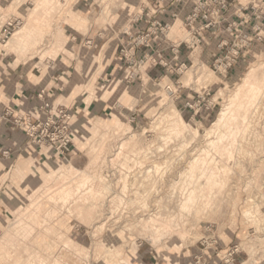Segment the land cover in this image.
Instances as JSON below:
<instances>
[{"label": "rangeland", "instance_id": "374dc122", "mask_svg": "<svg viewBox=\"0 0 264 264\" xmlns=\"http://www.w3.org/2000/svg\"><path fill=\"white\" fill-rule=\"evenodd\" d=\"M154 3L0 0L18 18L13 32L29 27L23 49L11 35L0 52L39 70L78 52L74 74L89 102L112 79L96 75L105 56H120L124 33ZM199 54L192 68L156 81L148 65L121 67L107 115H72L67 160L40 163V182L11 183L0 196L10 218L0 226V264H188V251L212 234L223 244L243 234L241 246H261L253 262L264 261V47L225 77ZM67 88L59 94L69 99L75 85Z\"/></svg>", "mask_w": 264, "mask_h": 264}, {"label": "crops", "instance_id": "0c3cea01", "mask_svg": "<svg viewBox=\"0 0 264 264\" xmlns=\"http://www.w3.org/2000/svg\"><path fill=\"white\" fill-rule=\"evenodd\" d=\"M154 4L155 5L150 8H163L160 19L162 22L171 23L172 30L176 31L178 34L171 35L173 34L171 32V34L169 33L166 35V38L164 36H159L157 39L153 40L149 48L138 49L134 53L135 58H141L143 54L147 53L148 62L145 65L149 66L148 76L156 81L168 77V75H178V66L183 62L193 61L194 56L192 54L190 56V50L186 49L183 44L177 49L176 43H181L186 39V36L183 37V32L186 30L184 26V12L179 14L177 20L172 21L170 17L171 11L162 1L161 3ZM146 17V14H143L142 17L136 20L138 24L135 25L136 28L134 31L146 29L148 26ZM180 27L184 30H178ZM124 34H126V36H123V40L121 41L122 43L120 46L122 47L128 42V33L125 32ZM222 36L221 33H216L212 37H204L199 57L208 64L213 62L214 56L217 54L216 44ZM174 37H177V39H174ZM106 44H104V46ZM172 46H174L173 49ZM108 47L106 48L107 50ZM73 54L75 55L74 59H70V57H65L66 59H63L64 62L70 59L71 63L69 64H74L73 68H71V65L66 64V62L62 63L63 61H61V63L59 62L61 67L39 70L30 63H15V59L12 60L0 52V116L6 110H9L12 112L14 118H19L22 122H24L26 117L31 121L44 117L45 113L41 108L42 101L37 97L40 92H43L44 99L52 104L70 105L73 115H86L90 117L107 115V111L110 110L109 106H111L108 102L113 92L116 90L113 86L116 82H120V80H116L114 83L113 81L115 79L113 77L118 69L126 66L124 57L120 54V56L116 58L114 54L111 53L105 56L104 63L102 65L100 64V74L96 75L112 78L106 82L109 89L105 90L103 88L105 85H101L99 89H97L96 94L98 96L95 95V98L87 102V99H89L87 93L86 91H82V88L78 89L80 81L78 75L75 76L74 74L76 70L75 67L80 57H78V52H73ZM84 58L86 59V56ZM90 64L91 68L95 65L93 59H90ZM230 73H234V68ZM99 76L95 78L96 83H98V80L102 79ZM102 81L104 82L105 79H102ZM110 84L113 86L111 85V87ZM73 85H75L73 96L68 99L67 95L64 96L63 94L68 91L67 87H73ZM125 87L127 88L128 85L126 84ZM77 90L83 93L76 94L75 92ZM60 91L64 93L59 94ZM22 133V128L14 129L11 119H0V196L3 195V190L11 186V183L40 182L36 179V173L38 171L42 173V170H40L42 167L39 166L40 163L47 164L49 162L58 161L59 159L57 154L51 152L49 149L44 147L40 148L25 142ZM30 174H34L33 177ZM0 202L2 201L0 200ZM9 220L8 213L5 210L4 212L0 211V226L1 224H6ZM4 226L5 225L2 226L3 229H5ZM211 236L216 238V240L213 238L210 239L209 242L206 240L201 243L202 248H193L191 252L188 251L190 260L188 264H264L261 257L259 258L261 261L253 262L257 257L254 256V254L257 255L262 251L261 246L257 248L253 246L247 247L246 245L241 246L244 244L243 242L246 243V241L242 240L243 238L245 239L243 234H239L235 238L230 237L227 243L224 242V244L220 235L216 237L215 234H212ZM211 236L208 238H211ZM251 239L252 238L249 236L250 242ZM211 240H215L216 242ZM232 240L233 245L229 246ZM238 241L242 249H239V252L234 253L233 256L228 255L230 249L236 246ZM226 260L227 262H225Z\"/></svg>", "mask_w": 264, "mask_h": 264}, {"label": "built area", "instance_id": "2783aa9c", "mask_svg": "<svg viewBox=\"0 0 264 264\" xmlns=\"http://www.w3.org/2000/svg\"><path fill=\"white\" fill-rule=\"evenodd\" d=\"M7 2L8 0H4ZM170 9L172 21L179 18L184 12V26L186 39L177 44L184 45L195 55L200 52L205 36H214L221 33L223 36L216 44V55L212 63L205 65L214 74L225 77L242 60L250 55L255 45L264 47V0H161ZM7 8L0 5V43L13 35L17 27L18 18L10 13H5ZM163 8L148 9L144 30L128 34V42L121 49L127 69L138 71L148 62L147 53L141 58H135L138 49L149 48L153 40L159 36L169 34L172 24L162 22L160 19ZM13 32V33H12ZM175 44V43H174ZM174 46H172V49ZM173 51V50H172ZM176 54V51H175ZM193 67V61L183 62L177 68V74L182 73L187 67ZM135 77V76H134ZM132 77V78H134ZM167 89L170 90L168 86ZM37 97L41 99L45 115L31 121L25 118L22 122L14 118L11 111L6 110L0 119H11L14 129L22 128L25 142L37 147H44L57 154L62 161L67 160L73 150L72 110L66 105L52 104L44 99L43 92ZM239 252L238 246H233L228 255L233 256ZM227 262V260L225 261Z\"/></svg>", "mask_w": 264, "mask_h": 264}, {"label": "bare ground", "instance_id": "6f19581e", "mask_svg": "<svg viewBox=\"0 0 264 264\" xmlns=\"http://www.w3.org/2000/svg\"><path fill=\"white\" fill-rule=\"evenodd\" d=\"M34 13H35V11H34ZM31 17V16H30ZM31 19V18H30ZM85 20V19H84ZM27 22V21H26ZM73 23V22H72ZM36 28V27H35ZM37 29V28H36ZM35 29V30H36ZM39 30V29H38ZM29 33V27H23L22 29H20L19 31H16V32H14L13 33V35H12V37L10 38V42L9 43H11V47H13L14 49H23L24 48V46H25V42H26V38L28 37V34ZM9 45V44H8ZM106 49V45L103 47V50H105ZM13 51V50H12ZM104 52V51H103ZM247 78V77H246ZM112 84H110V86H111ZM113 86V85H112ZM111 86V87H112ZM246 86H248V85H246ZM251 86V85H250ZM255 88V87H254ZM107 89H109V86H108V88ZM107 89H105V90H107ZM234 96V95H233ZM227 113H224L223 115H226ZM222 115V114H221ZM172 118H173V116H171ZM176 120H178V121H180V123L182 122V118L181 117H178V119H176ZM175 123H176V121H175ZM177 124V123H176ZM183 124V123H182ZM185 125V124H184ZM184 125H182V126H184ZM185 127V126H184Z\"/></svg>", "mask_w": 264, "mask_h": 264}]
</instances>
